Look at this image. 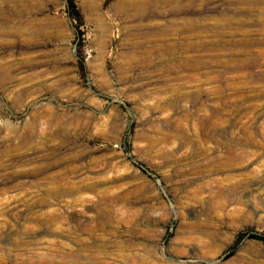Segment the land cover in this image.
<instances>
[{"label": "rangeland", "instance_id": "374dc122", "mask_svg": "<svg viewBox=\"0 0 264 264\" xmlns=\"http://www.w3.org/2000/svg\"><path fill=\"white\" fill-rule=\"evenodd\" d=\"M73 2L0 0V264H264V0Z\"/></svg>", "mask_w": 264, "mask_h": 264}, {"label": "trees", "instance_id": "16d2710c", "mask_svg": "<svg viewBox=\"0 0 264 264\" xmlns=\"http://www.w3.org/2000/svg\"><path fill=\"white\" fill-rule=\"evenodd\" d=\"M66 3H67V9H68V13H69L70 17L73 20H76L78 23H80L81 16H80V13L78 12V10L76 9L73 0H66ZM262 239H264V237H262Z\"/></svg>", "mask_w": 264, "mask_h": 264}, {"label": "bare ground", "instance_id": "6f19581e", "mask_svg": "<svg viewBox=\"0 0 264 264\" xmlns=\"http://www.w3.org/2000/svg\"><path fill=\"white\" fill-rule=\"evenodd\" d=\"M56 121H58V120H56ZM33 128V127H32Z\"/></svg>", "mask_w": 264, "mask_h": 264}]
</instances>
